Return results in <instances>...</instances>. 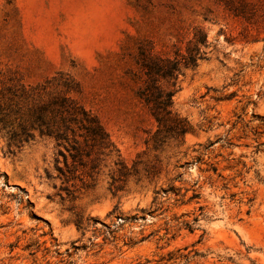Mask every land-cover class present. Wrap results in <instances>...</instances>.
I'll return each instance as SVG.
<instances>
[{
    "label": "rangeland",
    "instance_id": "rangeland-1",
    "mask_svg": "<svg viewBox=\"0 0 264 264\" xmlns=\"http://www.w3.org/2000/svg\"><path fill=\"white\" fill-rule=\"evenodd\" d=\"M198 26L205 59L162 81L192 130L157 149L140 51L174 59ZM61 76L138 173L115 190L117 154H94L67 182L65 147L10 144L0 121V264H264V19L216 0H0L5 122L18 128L30 103L9 87L57 94Z\"/></svg>",
    "mask_w": 264,
    "mask_h": 264
},
{
    "label": "trees",
    "instance_id": "trees-1",
    "mask_svg": "<svg viewBox=\"0 0 264 264\" xmlns=\"http://www.w3.org/2000/svg\"><path fill=\"white\" fill-rule=\"evenodd\" d=\"M224 5L225 9L235 17L242 18L250 23H257L264 19V0H216ZM186 51H175L176 57L150 56L144 48L140 51L141 66L145 74V84L138 90V97L147 105L151 115L157 123V129L151 137L155 148L163 147L170 138L183 139L192 130L189 120L179 116L173 110V96L175 89L164 87L162 81L175 87L177 72L180 67L196 68L200 59H205L203 46H207L208 34L204 27L198 26L194 30L193 38L187 43ZM63 79V80H62ZM58 85L62 91L57 94L48 92V85L41 87H27L19 84L9 87L8 91L13 98L27 99L30 101L23 120L18 128L5 122L6 112L0 105V121L4 127L10 128V144L22 146L25 142L35 139L36 135L54 138L59 146H63L70 153L73 163L70 165L65 157V168L58 169L67 182L73 178L77 171V163L85 165L84 158H91L94 154L112 156L117 154L115 164L118 166L116 175L111 183L115 190L122 189L129 176L136 175L138 170L133 165L131 168L121 158L111 135L102 124L97 115L86 109L80 102L71 96L75 89V82L69 76H61ZM98 157L91 159V170L98 165ZM214 173L218 172L216 166L212 167ZM123 184H116V182ZM68 191V187L65 188ZM158 193V191H156ZM199 194L194 190L190 200L198 198Z\"/></svg>",
    "mask_w": 264,
    "mask_h": 264
}]
</instances>
